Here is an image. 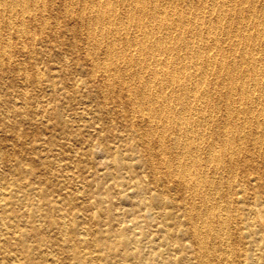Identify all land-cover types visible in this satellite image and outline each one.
Returning <instances> with one entry per match:
<instances>
[{
    "label": "bare ground",
    "instance_id": "6f19581e",
    "mask_svg": "<svg viewBox=\"0 0 264 264\" xmlns=\"http://www.w3.org/2000/svg\"><path fill=\"white\" fill-rule=\"evenodd\" d=\"M49 26L83 37L73 46L101 80L87 88L95 112L68 121L96 128L104 112L128 124L112 144L73 151L115 165L98 173L113 180L101 186L109 198L67 190L65 169L78 166L50 159L42 138L30 155L0 137L13 178L0 184V264H264V0H0V67L27 81L26 61L47 53L31 31ZM147 168L159 189L141 181Z\"/></svg>",
    "mask_w": 264,
    "mask_h": 264
},
{
    "label": "rangeland",
    "instance_id": "374dc122",
    "mask_svg": "<svg viewBox=\"0 0 264 264\" xmlns=\"http://www.w3.org/2000/svg\"><path fill=\"white\" fill-rule=\"evenodd\" d=\"M53 14L58 13L62 19L61 25L71 27L74 23L69 19L66 14L59 13L61 10L56 6ZM64 28V27H63ZM59 30L55 26H49L42 30L41 28H33L31 35L43 36L47 39L46 45H55L64 42L65 45L58 52L50 51L46 45H41L47 51L46 55L37 60H27L20 50V45L16 43L13 49V57L17 61H26L21 73L29 76L27 81L19 77V71L9 68L0 67V76L5 74L8 77L0 82V137L7 142H16L19 138L25 141L24 149L30 155L36 151L32 148V142L35 139L42 138L45 146H48L49 158L55 162H62L65 164L75 163L77 167L65 169L67 176V190L81 191L88 190L89 192L101 194L105 198H109L107 192L101 188L103 181L106 184L113 182L111 178L102 179L98 173H108L114 170L115 165L107 162L103 163L97 160L93 163L88 161V155L75 157L73 151L78 148H87L89 144L104 141L113 143L111 131L118 128V125L125 126L128 124L127 118L120 115V113L113 114V116L102 112L100 116L104 118L101 124L97 127L85 126L81 119H73L72 123L69 122V117L81 112H95L98 108V100L91 94H87V88L97 86L101 80L92 78L88 74V66L84 62L85 53L78 51L73 46V40L78 39L83 41V37L72 34H59ZM62 30V29H60ZM28 46L32 45L31 41H27ZM40 48V45L38 46ZM68 56L70 58V66L62 67L61 60ZM84 67L85 71H79L77 68ZM38 72L47 78L52 79L53 85L48 86L45 83H40L38 80ZM77 82L86 85V88H78ZM23 95L27 96L28 104L26 106L19 104L15 105V100L20 103V98ZM117 101H108L109 106H115ZM97 105V106H96ZM17 108V112L5 113L6 109L13 110ZM56 112L60 113L63 122H58ZM111 120L116 123L112 124ZM64 122L72 124V127H64ZM101 135L103 137H101ZM68 138L73 141L68 142ZM29 165L35 168L38 173H43V168L37 161H29ZM12 173L9 165L0 163V184L7 185L12 180ZM141 181L154 187L160 188V182L153 177L151 169H144L140 173ZM89 185H85L82 181ZM59 193V192H57ZM81 201H78V203Z\"/></svg>",
    "mask_w": 264,
    "mask_h": 264
}]
</instances>
